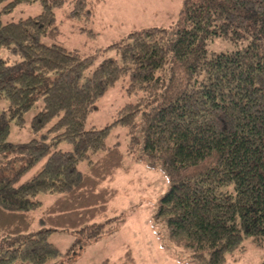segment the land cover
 Returning a JSON list of instances; mask_svg holds the SVG:
<instances>
[{
    "label": "trees",
    "instance_id": "1",
    "mask_svg": "<svg viewBox=\"0 0 264 264\" xmlns=\"http://www.w3.org/2000/svg\"><path fill=\"white\" fill-rule=\"evenodd\" d=\"M65 1L0 0V17L21 4L42 6L36 16L6 23L0 18V49L13 57H0V100L8 103L0 113V264H49L61 255L49 241L55 231L76 235L78 244L105 233L117 194L106 183L124 161L118 144L106 147L115 126L126 129L129 154L164 173L167 189L154 217L192 261L226 264L244 237L261 246L264 0H183L174 25L130 31L110 45L120 62L105 59L83 81L92 56L41 41L58 35L54 9ZM86 1L71 0L66 18L90 19ZM215 38L237 48L209 53L207 43ZM124 78L136 103L122 106L103 128H85L97 100ZM39 97L33 134L56 121L42 139L8 141L10 124L23 127ZM61 142L72 150L56 149ZM98 151L103 156L90 160ZM83 161L85 172L77 168ZM40 194L56 198L33 230ZM99 264H133V258L127 251Z\"/></svg>",
    "mask_w": 264,
    "mask_h": 264
},
{
    "label": "rangeland",
    "instance_id": "2",
    "mask_svg": "<svg viewBox=\"0 0 264 264\" xmlns=\"http://www.w3.org/2000/svg\"><path fill=\"white\" fill-rule=\"evenodd\" d=\"M71 0H66L61 8H55L54 14L59 33L56 37H44L41 41L47 45L57 44L69 50L77 51L82 57L94 58V64L84 72L82 81L105 59L120 62L117 51L110 45L122 40L130 31L149 27L169 28L175 24L183 0H87V7L93 16H82L78 22L66 18L72 8ZM42 11L40 3L18 5L10 13L1 14V22L17 21L38 15ZM209 53L231 52L237 45L225 38H215L207 43ZM0 57L13 60L8 50L0 49ZM128 78L121 79L96 102V109L89 113L85 128H103L113 120L116 111L129 103H136L137 96L127 93ZM8 103L0 100V113L7 109ZM41 97L24 114V126L10 124L8 141L24 143L31 139H42L48 125L39 135L31 130L32 117L41 110ZM47 138L46 140H48ZM106 147L118 144L124 155L123 166L117 171L111 183L116 197L108 206L105 233L92 242H76L77 236L65 231H55L49 241L61 252V255L49 264H99L105 259L117 261L129 251L133 264H196L190 258V252L168 240L164 224L154 215L159 197L167 189V179L159 165H148L138 158V154H129L128 136L125 128L113 127L106 140ZM71 151L72 147L61 142L57 148ZM104 151L90 155L95 161ZM43 162V161H42ZM37 166L39 167L41 164ZM36 167L35 169H37ZM81 172L87 169V161L78 163ZM56 197L40 194L36 197L43 203L42 209L35 212L33 230L40 228L38 219L41 213ZM241 249L227 256L226 264H259L264 260V242L256 246L251 239L244 237Z\"/></svg>",
    "mask_w": 264,
    "mask_h": 264
}]
</instances>
